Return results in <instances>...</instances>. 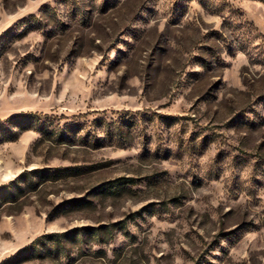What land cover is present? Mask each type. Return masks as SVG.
<instances>
[{
  "label": "rangeland",
  "instance_id": "374dc122",
  "mask_svg": "<svg viewBox=\"0 0 264 264\" xmlns=\"http://www.w3.org/2000/svg\"><path fill=\"white\" fill-rule=\"evenodd\" d=\"M0 264H264V0H0Z\"/></svg>",
  "mask_w": 264,
  "mask_h": 264
},
{
  "label": "trees",
  "instance_id": "16d2710c",
  "mask_svg": "<svg viewBox=\"0 0 264 264\" xmlns=\"http://www.w3.org/2000/svg\"><path fill=\"white\" fill-rule=\"evenodd\" d=\"M10 120H13V118H11Z\"/></svg>",
  "mask_w": 264,
  "mask_h": 264
}]
</instances>
